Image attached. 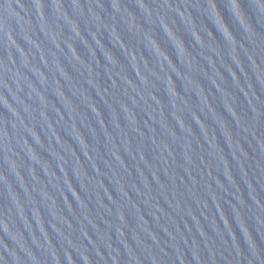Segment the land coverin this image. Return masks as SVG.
Instances as JSON below:
<instances>
[{"label":"water","instance_id":"obj_1","mask_svg":"<svg viewBox=\"0 0 264 264\" xmlns=\"http://www.w3.org/2000/svg\"><path fill=\"white\" fill-rule=\"evenodd\" d=\"M0 264H264V0H0Z\"/></svg>","mask_w":264,"mask_h":264}]
</instances>
